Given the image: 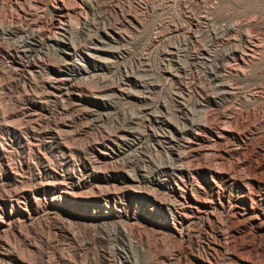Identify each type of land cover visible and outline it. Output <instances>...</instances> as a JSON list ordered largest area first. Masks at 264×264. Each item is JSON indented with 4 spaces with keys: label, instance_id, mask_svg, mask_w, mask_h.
I'll list each match as a JSON object with an SVG mask.
<instances>
[{
    "label": "rangeland",
    "instance_id": "374dc122",
    "mask_svg": "<svg viewBox=\"0 0 264 264\" xmlns=\"http://www.w3.org/2000/svg\"><path fill=\"white\" fill-rule=\"evenodd\" d=\"M0 36V264H264V0H0Z\"/></svg>",
    "mask_w": 264,
    "mask_h": 264
},
{
    "label": "bare ground",
    "instance_id": "6f19581e",
    "mask_svg": "<svg viewBox=\"0 0 264 264\" xmlns=\"http://www.w3.org/2000/svg\"><path fill=\"white\" fill-rule=\"evenodd\" d=\"M56 4H57V3H56ZM54 5H55V4H54ZM53 9H54V8H53ZM59 9H60V8H59ZM60 10H61V9H60ZM69 14H70V13H69ZM63 16H64V15H63ZM59 20L61 21V19H59ZM65 21H66V20H65ZM70 22H71V21H70ZM61 23H63V21H62ZM66 23H67V22H66ZM63 25H64V24H63ZM65 25L68 26V24H65ZM70 25H71V24H70ZM56 26H57V25H56ZM60 26H61V25H60ZM71 26H72V25H71ZM54 27H55V26H54ZM61 27H62V26H61ZM69 27H70V26H69ZM6 28H7V27H6ZM6 28H5V29H6ZM9 28H10V27H9ZM51 28H52V27H51ZM74 28H75V27H74ZM5 29H4V30H5ZM4 30H3V31H4ZM11 30H12V29H11ZM11 30H8V31H11ZM71 30H72V29H71ZM71 30H70V31H71ZM53 31H54V30H53ZM66 31H67V30H66ZM59 32H60V31H59ZM76 32H77V31H76ZM53 33H54V32H53ZM53 33H52V34H53ZM67 33H69V30H68ZM5 34H6V32H5ZM33 34H34V33H33ZM52 34H51V35H52ZM36 35H37V34H36ZM63 35H64V34H63ZM2 36H3V34H2ZM5 36H6V35H5ZM8 36H9V35H8ZM10 36H11V35H10ZM0 37H1V36H0ZM35 37H36V36H35ZM37 37H38V36H37ZM49 37H51V36H49ZM53 37H54V36H53ZM59 37H61V36H59ZM66 37H67V35H66ZM1 38H2V37H1ZM22 38H23V37H22ZM27 38H28V37H27ZM29 38H30V37H29ZM29 38H28V39H29ZM67 38H68V37H67ZM24 39H25V38H24ZM49 39H50V38H49ZM52 39H53V38H52ZM52 39H51V40H52ZM1 40H2V39H1ZM32 40H33V39H32ZM35 40H36V39H35ZM64 40H65V39H64ZM28 42H29V41H28ZM65 42H66V41H65ZM26 43H27V42H26ZM57 43H58V42H57ZM34 44H35V43H34ZM71 44H72V43H71ZM28 45H29V44H28ZM54 45H55V44H54ZM23 46H24V45H23ZM71 46H72V45H71ZM73 46H74V45H73ZM26 48H27V47H26ZM75 48H76V47H75ZM23 49H24V48H23ZM77 49H78V47H77ZM63 50H64V49H63ZM89 50H90V49H89ZM21 51H22V50H21ZM88 52H89V51H88ZM77 54H78V53H77ZM86 54H87V53H86ZM70 55H71V54H70ZM88 55H90V56L92 57V55H91L90 53H89ZM38 57H39V56H38ZM76 57H77V56H76ZM81 58H82V57H81ZM37 59H38V58H37ZM39 59H40V57H39ZM40 61H41V60H40ZM80 65H82V64H80ZM26 66H27V65H26ZM74 68H75V67H74ZM83 68H84V67H83ZM43 70H44V69H43ZM78 70H79V69H78ZM19 71H20V70H19ZM31 71H32V70H31ZM44 71H45V70H44ZM60 71H61V70H60ZM28 72H30V71L28 70ZM24 75H25V74H24ZM29 75H30V73H29ZM68 80H69V79H68ZM53 81H54V80H53ZM49 82H50V81H49ZM51 82H52V81H51ZM51 82H50V84H51ZM54 82H55V81H54ZM52 84H53V83H52ZM76 84H78V83H76ZM55 86H56V85H55ZM45 87H46V86H45ZM56 87H58V86H56ZM56 87H55V88H56ZM66 87H68V86H66ZM76 87H77V85H76ZM59 88H60V87H59ZM61 88H62V87H61ZM72 88H73V87H72ZM47 89H48V88H47ZM50 92H51V91H50ZM51 94H52V92H51ZM56 94H57V93H56ZM56 94H55V95H56ZM60 95H61V94H60ZM49 96H50V95H49ZM58 96H59V95H58ZM56 97H57V96H56ZM61 97H62V96H61ZM3 119H4V118H3Z\"/></svg>",
    "mask_w": 264,
    "mask_h": 264
}]
</instances>
